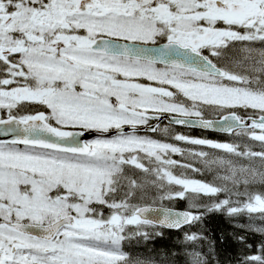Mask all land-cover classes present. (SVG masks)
Returning <instances> with one entry per match:
<instances>
[{
	"label": "snow or ice",
	"instance_id": "6c2138e0",
	"mask_svg": "<svg viewBox=\"0 0 264 264\" xmlns=\"http://www.w3.org/2000/svg\"><path fill=\"white\" fill-rule=\"evenodd\" d=\"M212 213L264 236V0H0V264H209Z\"/></svg>",
	"mask_w": 264,
	"mask_h": 264
},
{
	"label": "trees",
	"instance_id": "16d2710c",
	"mask_svg": "<svg viewBox=\"0 0 264 264\" xmlns=\"http://www.w3.org/2000/svg\"><path fill=\"white\" fill-rule=\"evenodd\" d=\"M180 132L191 138H206L212 139L217 142H233V136L221 135L217 133L204 132L199 130H187L178 129ZM257 145L254 150L259 151L258 143L251 142ZM180 160L181 158H176ZM189 176L194 179L209 181L213 180L211 174H198L189 173ZM223 199V195L220 197ZM207 199V198H205ZM165 204H170L174 209L186 210L187 202L183 200H176L173 202L165 201ZM255 224H259L260 221H254ZM247 225L248 221L244 217L239 218H228L226 215L212 213L205 216L202 225H196L190 229L191 232H202L205 236L215 239V254L209 256V264H239L240 259L244 254H258V249L261 244H264V236L258 233H252L242 229L239 225ZM163 237L154 238L152 241L147 243L141 242L140 244H135L133 242V247L126 248V251L131 252L133 255L149 256L153 253V250L157 251H167L171 253L172 251L178 250L183 246V233L186 229L167 230L163 229ZM244 236L247 244L251 247H246L235 239L236 236ZM205 248L207 250V245L205 243ZM178 264H182V261L177 258Z\"/></svg>",
	"mask_w": 264,
	"mask_h": 264
},
{
	"label": "flooded vegetation",
	"instance_id": "af4514ba",
	"mask_svg": "<svg viewBox=\"0 0 264 264\" xmlns=\"http://www.w3.org/2000/svg\"><path fill=\"white\" fill-rule=\"evenodd\" d=\"M161 124H165V125L170 126V127L172 128L171 131L173 132V130H175L177 134L182 133V132H180L178 129H185V128H180V127H178V126H174L173 124H169V123L166 122L165 120H161V121H160V125H161ZM187 130H191V129H187ZM176 133H175V134H176ZM140 134H142V135H146V136H149V137H152V136H155L157 133H153V132H151V131H148L147 129H144V130L141 131ZM162 138H164V137H162ZM165 139H166V140H163V141H165V142H169V141L173 142L172 139H168V138H165ZM177 143L181 144L180 142H177Z\"/></svg>",
	"mask_w": 264,
	"mask_h": 264
},
{
	"label": "rangeland",
	"instance_id": "374dc122",
	"mask_svg": "<svg viewBox=\"0 0 264 264\" xmlns=\"http://www.w3.org/2000/svg\"><path fill=\"white\" fill-rule=\"evenodd\" d=\"M165 126H168V125H165V124H161V127H165ZM168 127H170V126H168ZM170 129H172L171 127H170ZM173 132L174 133H176V131L175 130H173ZM177 134V133H176ZM180 135H185V134H183V133H179ZM142 135V134H141ZM186 136V135H185ZM152 138H154V139H162V140H166L165 138H162L158 133L155 135V136H152ZM173 142H171V141H169L168 143H174V144H176L177 146H180V147H184V148H193V149H197L198 150V146H193V145H186V144H184L183 142H180L181 144H179V143H177V141H175V140H172ZM163 142H165V141H163ZM208 151H214V150H208ZM174 157H176V158H181V157H178V156H174ZM173 157V158H174ZM175 159V158H174Z\"/></svg>",
	"mask_w": 264,
	"mask_h": 264
},
{
	"label": "water",
	"instance_id": "95a60500",
	"mask_svg": "<svg viewBox=\"0 0 264 264\" xmlns=\"http://www.w3.org/2000/svg\"><path fill=\"white\" fill-rule=\"evenodd\" d=\"M162 120H165L166 122H168L170 124L169 119H162ZM173 125L181 127V128H186V129L199 130V131H205V132H211V133H217V134H223V135H230V134H226V133H223V132H220V131L203 130V129H200L199 127H188V126L175 125V124H173ZM175 210H178V209H175ZM179 211H183V210H179ZM167 230H169V229H167Z\"/></svg>",
	"mask_w": 264,
	"mask_h": 264
}]
</instances>
